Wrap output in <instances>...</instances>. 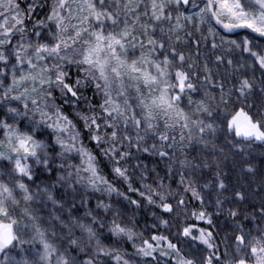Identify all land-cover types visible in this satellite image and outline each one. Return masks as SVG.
Segmentation results:
<instances>
[{
    "label": "snow or ice",
    "instance_id": "6c2138e0",
    "mask_svg": "<svg viewBox=\"0 0 264 264\" xmlns=\"http://www.w3.org/2000/svg\"><path fill=\"white\" fill-rule=\"evenodd\" d=\"M0 264H264V0H0Z\"/></svg>",
    "mask_w": 264,
    "mask_h": 264
}]
</instances>
